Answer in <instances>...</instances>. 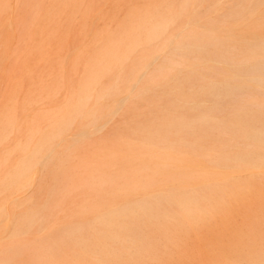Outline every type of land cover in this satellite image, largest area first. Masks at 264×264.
<instances>
[{
  "label": "bare ground",
  "instance_id": "obj_1",
  "mask_svg": "<svg viewBox=\"0 0 264 264\" xmlns=\"http://www.w3.org/2000/svg\"><path fill=\"white\" fill-rule=\"evenodd\" d=\"M1 25L0 264H264V0H0Z\"/></svg>",
  "mask_w": 264,
  "mask_h": 264
},
{
  "label": "rangeland",
  "instance_id": "obj_2",
  "mask_svg": "<svg viewBox=\"0 0 264 264\" xmlns=\"http://www.w3.org/2000/svg\"><path fill=\"white\" fill-rule=\"evenodd\" d=\"M17 14V7H16V5L15 4H12L11 5V16H15ZM14 21V20H13ZM13 25H15V23L13 24ZM0 32H1V35L3 36V37H6L7 39H8V41L10 42V48L11 47H15L16 46V44H17V35H16V28L14 27H12L11 29L10 28H8L7 26H3V25H1L0 26ZM59 43V44H58ZM56 45H62L61 46V51L59 52V55H66V53L68 54L69 52H70V50H72L73 49V46L72 45H70V44H67V43H60V41H57L56 42ZM68 46V47H67ZM66 48V49H65ZM55 61V60H54ZM65 64L67 65V61L65 62ZM54 65H57L56 63L54 64ZM21 88V87H20ZM64 92H65V88L63 89V90H61V92L59 93V97L60 98H62L63 97V95H64ZM234 220H235V222L237 221H239L238 223H241V224H243V223H248V222H250V219L248 218V217H246V216H244V215H242V214H237V215H235L234 216Z\"/></svg>",
  "mask_w": 264,
  "mask_h": 264
}]
</instances>
